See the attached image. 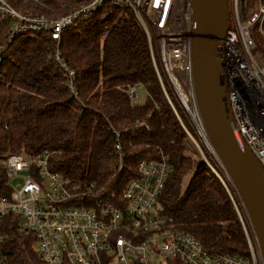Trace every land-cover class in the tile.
I'll return each mask as SVG.
<instances>
[{"label": "trees", "instance_id": "1", "mask_svg": "<svg viewBox=\"0 0 264 264\" xmlns=\"http://www.w3.org/2000/svg\"><path fill=\"white\" fill-rule=\"evenodd\" d=\"M9 1L24 13L58 16L85 0H49L47 6ZM254 1L246 0V6ZM110 10L103 19L101 13L83 19L60 41L49 32L20 34L10 41V20L0 17V194L11 192L6 160L12 153L35 156L48 150L51 170L105 186L109 193H121L137 178L142 160L166 154L171 172L157 201L161 215L211 252L250 256L229 192L207 161L186 145L187 132L167 94L191 129L187 115L155 50L159 72L154 65L143 26L130 11ZM253 36L264 56V36L257 29ZM58 51L74 70L72 84ZM137 85L147 91L144 102L130 94ZM118 141L124 156L120 172ZM19 220L17 214L1 219V264H44L36 237L23 235Z\"/></svg>", "mask_w": 264, "mask_h": 264}, {"label": "built area", "instance_id": "2", "mask_svg": "<svg viewBox=\"0 0 264 264\" xmlns=\"http://www.w3.org/2000/svg\"><path fill=\"white\" fill-rule=\"evenodd\" d=\"M21 1L42 6L49 2ZM245 2L229 0L231 18L223 43L225 81L237 129L264 166V63L254 54L257 44L253 36L255 29L264 36V3L260 1L245 12ZM112 7L134 13L148 36L157 71L154 50L192 121L195 134L185 126L167 94L187 135L199 147V143L206 144L217 158L204 129L193 84L192 0H85L58 16L24 13L9 0H0V17L10 20L11 36L49 32L53 39L60 41L65 31L83 19L98 13L103 19ZM56 57L72 84L74 70L61 61L59 51ZM160 80L164 86L162 77ZM130 94L137 99L135 87ZM115 148L120 153L116 172H120L124 166L122 144L118 141ZM50 155L48 150L35 156L26 152L10 154L6 165L11 192L0 194V222L6 215H19V231L36 237V248L44 264H258L257 254L264 264L256 233L255 238L249 233L248 226H251L240 212L239 193L231 180L223 178L207 159L238 211L250 256L211 252L196 237L177 229L171 217L161 215L157 201L171 172L168 155L142 160L137 166L138 177L130 180L121 193L116 190L109 193L105 186L84 183L51 170ZM15 178L21 181L15 183ZM235 196H238V205ZM3 240L4 235L0 234V245Z\"/></svg>", "mask_w": 264, "mask_h": 264}, {"label": "water", "instance_id": "3", "mask_svg": "<svg viewBox=\"0 0 264 264\" xmlns=\"http://www.w3.org/2000/svg\"><path fill=\"white\" fill-rule=\"evenodd\" d=\"M193 84L204 129L244 203L264 260V166L237 129L229 104L223 43L230 25L229 0H192Z\"/></svg>", "mask_w": 264, "mask_h": 264}, {"label": "rangeland", "instance_id": "4", "mask_svg": "<svg viewBox=\"0 0 264 264\" xmlns=\"http://www.w3.org/2000/svg\"><path fill=\"white\" fill-rule=\"evenodd\" d=\"M260 1H262V0H255L254 2H253V4L251 5V6H246V3H244L243 4V11H245V12H247V11H249V10H251L252 8H254L255 7V5L258 3V2H260ZM263 2V1H262ZM246 15V13H244V16ZM34 34H37V33H29L28 35H34ZM16 36H11L10 35V41L12 40V39H14ZM156 51V50H155ZM261 53V51L257 48V49H255L254 50V54H255V56L257 57V59L263 64L264 63V56L263 55H261L260 54ZM168 80V82H169V79H167ZM171 83V82H170ZM169 83V84H170ZM171 85V87L173 88V85H172V83L170 84ZM174 89V88H173ZM175 90V89H174ZM136 93H137V98H138V102H144L145 100H146V98H147V96H148V94H147V91L144 89V87L142 86V85H137V87H136ZM181 118V117H180ZM190 118V117H189ZM189 118H188V116H187V119H188V123H189V125H190V127H191V129L187 126V124H185L184 123V121H183V123L185 124V126L186 127H188L191 131H192V129H194V126L192 125V121H191V119L189 120ZM180 120V119H179ZM181 120H182V118H181ZM140 125H141V122L139 123ZM193 133H194V130H193ZM187 143H186V145H187V147L189 148V150L190 151H193V152H196V153H199V155L204 159V160H208L209 162H210V164L212 165V167H213V169H215L216 171H218L222 176H223V178H224V176H226L227 178H228V176H227V174L225 173V171H224V169H223V166H222V164H221V162H220V160H219V158H218V156H217V158L215 157V156H213L212 154H211V151L208 149V147L206 146V144H202V143H199L200 144V147H199V145H197L196 143H195V141L189 136V135H187V141H186ZM208 156V157H207ZM219 168L221 169V171L219 170ZM229 179V178H228ZM21 181V179L20 178H15L14 179V182L15 183H18V182H20ZM237 197V199H238V196H236ZM239 200V199H238ZM241 201V200H240ZM236 203H237V205H238V202H237V200H236ZM239 209H240V212L241 213H245V215L247 216V213H246V210H245V207H244V205H243V203H242V201L239 203ZM247 219H248V221H249V218H248V216H247ZM249 224H250V226L251 227H249L248 226V231H249V233L251 234V235H254V238H255V233H254V230H253V227H252V225H251V223L249 222ZM253 245H255V244H253ZM256 250H257V248H256ZM257 256V262H258V264H261V261H260V255L259 254H257L256 255Z\"/></svg>", "mask_w": 264, "mask_h": 264}]
</instances>
